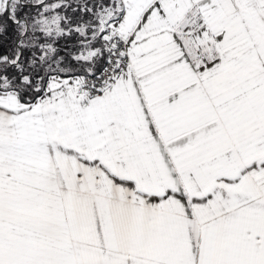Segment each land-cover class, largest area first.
Returning <instances> with one entry per match:
<instances>
[{"label":"snow or ice","instance_id":"1","mask_svg":"<svg viewBox=\"0 0 264 264\" xmlns=\"http://www.w3.org/2000/svg\"><path fill=\"white\" fill-rule=\"evenodd\" d=\"M0 264H264V0H0Z\"/></svg>","mask_w":264,"mask_h":264}]
</instances>
